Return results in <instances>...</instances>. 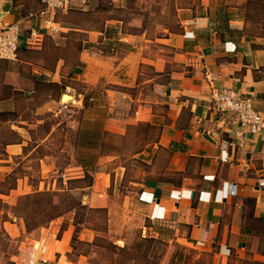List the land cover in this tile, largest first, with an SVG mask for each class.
<instances>
[{"label":"crops","instance_id":"1","mask_svg":"<svg viewBox=\"0 0 264 264\" xmlns=\"http://www.w3.org/2000/svg\"><path fill=\"white\" fill-rule=\"evenodd\" d=\"M20 1L0 0V11L9 4L0 26L21 24L16 61L0 62V117L13 116L3 122L11 136L1 143L5 145L0 175L6 176L9 160L36 155L39 149L42 156L36 160L42 178L47 177L55 170L53 146L57 143L59 152L67 142L64 129L78 138L85 120L98 121L108 134L106 141L129 138L141 144L132 155H146L145 178L132 182L140 187L139 197L129 191L122 203L133 212L132 218L149 222L146 230L166 226L176 243L208 252L216 248L215 255L222 261L234 250H245L250 242L253 262H264V137L240 129L232 115L216 114L209 103L211 86L233 88L250 97L264 116V38L248 36L239 19L219 25L206 7L199 16L187 8L188 17L182 20V8L175 6L179 22L172 28L155 22L164 20V12H153L144 0H136V8L133 0H106L107 7L102 6L104 0H71L63 15L77 14L86 20L54 19L57 30L51 32L44 28L41 16L29 18L42 10V0ZM92 16L96 22L87 20ZM149 32L158 34L148 36ZM70 34L79 36L73 61L68 55L73 45ZM206 74L219 79L209 83ZM64 78L79 82L80 89L62 85ZM50 84L67 91L74 110L46 124V116L64 112L47 95ZM20 96L30 100L46 96L29 121L19 114ZM90 97L96 104L85 108L82 102ZM77 113L78 120L73 118ZM140 127L156 131L152 146L146 147V133H139ZM36 131L42 135L33 136ZM73 149L76 155L75 144ZM121 170L118 167L117 178L122 177ZM110 183L109 174L96 175L94 185L86 188L89 206L108 209L112 205L107 195ZM24 188L28 187L16 185L12 191L18 196L26 192ZM1 228L16 241V248L45 240V264H83L81 254L70 259V236L64 232L58 239L56 223L28 232L17 218ZM158 236L149 233L152 239ZM95 238L86 228L80 234L87 243Z\"/></svg>","mask_w":264,"mask_h":264},{"label":"rangeland","instance_id":"2","mask_svg":"<svg viewBox=\"0 0 264 264\" xmlns=\"http://www.w3.org/2000/svg\"><path fill=\"white\" fill-rule=\"evenodd\" d=\"M20 2L30 3L28 0ZM144 3L147 7L151 5L153 12L159 10L164 12V14H161V18L164 20L158 18L155 22L167 23L172 28L179 22V18L176 16V12H174L175 6L182 8L180 12L182 20L188 17L187 8L195 9V15L199 16L204 13L203 9L206 7L208 9L206 13L215 18L219 25H224L231 19H239L246 25L245 33L248 36L264 38V0H144ZM131 4L135 5L133 8H136L139 1L133 0ZM102 6L107 7L106 0L102 2ZM125 15L124 17H126ZM68 16L69 18H66L67 16L63 15V12H59L55 15L54 19L57 22L68 19L71 23H80L82 20H86V17L77 14ZM87 20L96 22L93 16ZM156 34L158 33H147L148 36ZM78 39L79 36L75 34L69 35L70 43H74ZM68 55L73 61L76 55L75 47H70ZM68 66H70L69 63ZM65 83L75 89H80L81 87L79 82L68 81L64 78L61 84ZM46 93L64 111L56 117L46 116V124L56 122L57 117L59 119L62 113H66L67 111L72 113L74 109L71 105H74V103L72 101L64 102L63 95L68 94L64 88L59 90L58 86L48 87ZM45 97L37 96L30 100L20 96L19 114L21 117L27 119V121L31 120L33 117L32 110ZM95 104L94 98L91 102H88V98H85L82 102V106H86L85 108L94 107ZM11 118H13L12 114H4L0 117V154L3 149L1 143L8 140L11 136L7 126L3 122L5 119ZM73 118L78 120L79 113L75 114ZM61 119L63 120L65 117ZM138 132L142 134L146 133V147L152 146L150 142L155 140L156 131L148 127H140ZM63 133L66 135L67 142L61 146L62 151L58 152L60 146L57 143L53 146L56 154L53 155L54 173L42 178L38 161L36 160L42 156L38 155L42 151L38 149L36 155H28L27 157H25L26 155L18 156L9 160L6 164L8 166L6 176L0 175V264H12L9 258L15 253L17 245L16 241L12 240L6 231L1 228V224L5 222L13 223L14 219L17 218L21 219L24 223L22 218L12 214V208L17 206L18 203L19 206H22L20 198L23 196L33 195L38 192L53 195L54 201L59 202L63 211L70 206L71 197L75 202L79 203L80 207L78 209L65 211L46 226L56 223L58 227V239L61 238L62 234H66L64 232L69 234L71 241V253L69 257L72 260H76V257L81 254L85 258L82 260L83 264H187L189 262L192 264L196 261H198L197 264H256L253 263L250 242L247 243L245 250H234L230 258L222 261L220 257L215 255L216 248L208 252L193 247L182 246L174 241L173 231L168 227L156 226L151 230H146V226L149 225L146 219H138L137 216L132 218L133 212L126 209L122 203L129 191H133V196L136 199L139 197L138 192L140 187L133 186L132 182H141L145 178L146 155H132L135 150L141 147V144H135L129 138L124 140L114 139L113 144L118 153L116 155L103 156L101 159L95 161L96 164L94 166L89 165L88 170L94 168L91 186L94 185L97 174L104 172L109 174L111 183L107 189V195L112 200V205L108 209L89 206L85 201V197L89 195V191L86 189L87 187H84L87 185L88 180L81 182L73 181L83 178L82 170L78 167L76 161L77 155H74L73 149L77 140V133H74L70 129H64ZM40 135H42V131H36L33 134L36 137ZM58 139L56 138V141ZM0 159H4V155H0ZM120 166L124 168V170H121L123 171V175L121 178H117L116 171ZM39 181L43 182L44 185H40ZM16 185H23L28 188H24L25 193L15 196L16 194L12 190ZM11 201L14 202L12 203ZM15 212L18 211L15 210ZM109 218L110 222L108 221ZM85 228L92 231L98 237L95 238L93 243H87L80 239V234ZM75 229L78 232L76 234V241H83L81 244L76 241L72 243L71 237H73ZM151 232L158 233L159 236L155 240H150L149 233ZM262 242L257 247L259 252L262 250ZM54 245V241L49 243L47 258L50 257L52 259ZM181 250H183L184 256L178 258ZM258 262L264 264V262Z\"/></svg>","mask_w":264,"mask_h":264},{"label":"built area","instance_id":"3","mask_svg":"<svg viewBox=\"0 0 264 264\" xmlns=\"http://www.w3.org/2000/svg\"><path fill=\"white\" fill-rule=\"evenodd\" d=\"M71 0H42L43 8L29 18L41 16L44 28L55 32L53 27L55 15L65 12ZM21 37V24L11 23L0 26V62L16 61ZM206 80L211 83L219 77L211 78L205 75ZM93 98H88V102ZM210 107L216 114L232 115L238 127L247 133L264 137V116L253 106L252 99L245 96L239 90L227 87L211 86ZM115 115V114H114ZM46 252V242L42 238L31 244L23 243L17 246L9 260L12 264H45L43 255Z\"/></svg>","mask_w":264,"mask_h":264},{"label":"trees","instance_id":"4","mask_svg":"<svg viewBox=\"0 0 264 264\" xmlns=\"http://www.w3.org/2000/svg\"><path fill=\"white\" fill-rule=\"evenodd\" d=\"M72 46L75 47L77 52L78 49L77 44L73 43ZM52 86H57V85H52V84L49 85V87ZM87 121L88 120H85L86 123L82 124V128L79 130L78 138L75 143L76 155H77L76 161L79 167L82 169L83 178L73 180L76 182L88 180L87 185L84 187L91 186L93 181L94 168L88 170L89 165L94 166L96 164L95 161H97L99 156L115 151L114 144L110 141L111 139L108 138V141H106L108 134L102 130L101 123L97 121L94 124H90ZM2 145L4 146L5 143ZM70 202H71L70 206H68L65 209V211L71 209H78L80 207L79 203L75 202L72 199V197L70 198ZM20 203H22V206H19L18 203L17 206L12 208V214L24 220L25 228L28 232L37 229L38 227L46 226L50 221L54 220L55 218H58L60 215H62L65 212L61 208L59 202L54 201L53 195L47 193L38 192L33 195L23 196L22 198H20ZM15 210H17L18 212H15ZM77 233H78L77 229H75L72 237V243L76 241ZM150 240H155V239L151 238ZM76 242L80 244L82 243L79 240H77ZM182 251L183 250L180 251L178 258L184 256ZM197 263L198 261L192 264H197ZM253 263L260 264L259 262H253ZM187 264H191V263L189 262Z\"/></svg>","mask_w":264,"mask_h":264},{"label":"water","instance_id":"5","mask_svg":"<svg viewBox=\"0 0 264 264\" xmlns=\"http://www.w3.org/2000/svg\"><path fill=\"white\" fill-rule=\"evenodd\" d=\"M9 11V4L6 3L4 5V7H2L1 11H0V16L2 15L3 12H8ZM64 97V96H63Z\"/></svg>","mask_w":264,"mask_h":264},{"label":"bare ground","instance_id":"6","mask_svg":"<svg viewBox=\"0 0 264 264\" xmlns=\"http://www.w3.org/2000/svg\"><path fill=\"white\" fill-rule=\"evenodd\" d=\"M63 100H64V102H65V101H70V100H71V98H70V96H69V95H65Z\"/></svg>","mask_w":264,"mask_h":264}]
</instances>
